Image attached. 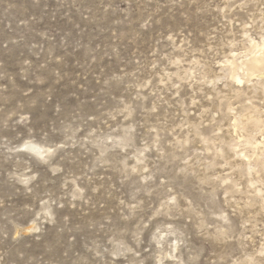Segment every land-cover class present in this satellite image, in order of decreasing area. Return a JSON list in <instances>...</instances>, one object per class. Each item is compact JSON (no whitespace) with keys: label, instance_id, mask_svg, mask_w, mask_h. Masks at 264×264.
I'll use <instances>...</instances> for the list:
<instances>
[{"label":"rangeland","instance_id":"obj_1","mask_svg":"<svg viewBox=\"0 0 264 264\" xmlns=\"http://www.w3.org/2000/svg\"><path fill=\"white\" fill-rule=\"evenodd\" d=\"M262 41L264 0H0V264H264Z\"/></svg>","mask_w":264,"mask_h":264},{"label":"bare ground","instance_id":"obj_2","mask_svg":"<svg viewBox=\"0 0 264 264\" xmlns=\"http://www.w3.org/2000/svg\"><path fill=\"white\" fill-rule=\"evenodd\" d=\"M231 62L232 66H234V75L237 81H240L241 77L244 75L242 72L243 75L240 76L239 72L241 71H244L247 75H264V41H262V43L253 44L252 49H250L247 55V59L240 64L233 60ZM249 77H247V79H249Z\"/></svg>","mask_w":264,"mask_h":264}]
</instances>
